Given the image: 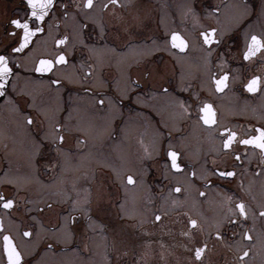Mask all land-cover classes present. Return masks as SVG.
Wrapping results in <instances>:
<instances>
[{
    "label": "flooded vegetation",
    "instance_id": "obj_1",
    "mask_svg": "<svg viewBox=\"0 0 264 264\" xmlns=\"http://www.w3.org/2000/svg\"><path fill=\"white\" fill-rule=\"evenodd\" d=\"M75 2L55 0V6L44 22L45 32L33 38L27 53L17 54L21 66H14L11 78L17 89L13 92L11 83L7 88L14 103L0 99V192L9 193L8 198L16 200L14 210L3 209L0 201V218L28 264H108L109 259L111 264H117L109 221L118 218L120 202L126 203L129 194L141 213V216L133 215L134 220L129 223L143 221V230L140 227L131 229L133 235L127 244L128 251L119 258V264H194L188 249L181 246L189 240L182 232L192 231L187 225L189 217L200 222L199 239L202 243L207 242L210 249L204 264H241L238 259L241 257L243 264H264V238H260L264 233V220L257 218L254 222L247 218L234 227L223 228L222 241L215 237L216 222H226L225 213L231 206L224 200L225 196L237 200L243 195L253 206L264 203V168L257 171L260 168L259 150L236 144L234 147L241 153L240 160H235L232 152L226 161L224 153L219 151L220 138L215 135L218 128L210 132L206 126L198 124L195 106L188 114H181L176 104L177 98L191 103L196 96L190 97V92L200 93V99L212 103L216 109L218 127L237 131L241 139L254 135L253 128L264 127V92L250 93L242 87L251 74H264V61L241 62L235 57L237 46L243 50L244 32L249 21L256 19L260 0H131L122 13V20L102 11L98 4L87 19L83 15L75 16ZM61 3L68 6L67 17ZM244 3H248L253 12L247 19L243 18L242 7H236ZM189 5L197 16L189 14L185 19L182 14ZM217 8L219 11L213 12ZM230 9L238 19L237 23H231L226 17ZM26 11V0H0V49H5L9 42L8 33L14 28L11 19L31 21V17H26ZM238 13L240 17L236 16ZM137 16L142 18V24L135 22ZM100 24L105 26L103 39ZM209 24L220 29L226 41L218 49L223 55L211 65L205 63L200 42L196 39V34L203 32ZM123 27L129 28L127 34L121 32ZM167 31H179L190 41L192 47L185 50L187 55H177L179 50L172 49L170 44L168 49L152 48L153 42L162 41ZM117 33H120V39L115 38ZM65 35L68 36L66 44L55 45L54 41ZM92 47L102 50L93 53L89 51ZM113 47L114 52L111 51ZM58 51H65L66 65L51 73L32 70L34 60L51 58ZM137 61H148L161 69L155 82L145 86L138 73ZM89 68L91 75H87ZM225 71L230 73L228 88L222 93L210 89L209 73L223 74ZM15 72L19 73L18 78ZM55 79L62 83L49 87L50 80ZM38 83L47 85L46 90L51 96L61 97L58 109L48 112L44 106L37 105L38 98L33 91H28V87L36 90ZM161 85L168 89L167 94L160 90ZM181 85L191 86L189 92L182 91ZM99 100H104V104H98ZM30 104L35 107H28ZM41 108L47 112V119L38 112ZM24 114L35 117L31 126L25 123ZM53 121L85 129L65 133L69 138L64 142V151L59 154L50 143L55 135L51 130ZM93 129L96 135H92ZM45 132L49 140L44 141L45 146L34 154L33 139L39 140ZM75 136L85 143L78 147L71 138ZM169 144L181 153L179 160L183 168L180 172L166 167L163 149ZM98 148L114 160V166L102 168L105 173L115 177L118 172L125 178L133 175L136 183L126 186V179L124 183L118 177L113 180L111 192L115 202L109 207L108 214L98 220L95 230L87 227L85 216L72 211L69 200L63 199L64 187L58 189L61 197L56 198L41 195L37 185L22 184V178L28 179L33 174L45 181L57 180L63 184L66 181L70 185L75 177L67 166L70 159L66 160L64 152L83 159L89 150ZM145 148L150 155L145 153ZM128 153L132 168L121 171L116 165L119 156L126 159ZM226 163L228 170L236 173L234 177L211 174L217 165L224 170ZM49 164H55V167H48ZM102 165L105 164H98L93 169L100 170ZM192 171L196 172V179L189 176ZM85 172L81 168L79 177ZM201 175L212 184L206 185L205 180L199 179ZM69 185L66 186L70 188ZM177 187L181 188L180 192L175 191ZM200 192L205 195L201 197ZM47 204L52 207H45ZM157 213L162 216L160 221L154 220ZM65 217L69 221L68 228H59ZM99 225H105L108 231ZM29 229L32 236L22 237V232ZM249 229L252 240L240 235ZM67 235L70 238H64ZM123 246L117 245L118 248ZM2 249L0 234V258L1 264H5ZM244 251L248 252L246 257H243ZM44 255L47 261L39 262ZM73 255L78 261L88 262L69 261ZM58 259L64 261L56 262Z\"/></svg>",
    "mask_w": 264,
    "mask_h": 264
},
{
    "label": "snow or ice",
    "instance_id": "obj_2",
    "mask_svg": "<svg viewBox=\"0 0 264 264\" xmlns=\"http://www.w3.org/2000/svg\"><path fill=\"white\" fill-rule=\"evenodd\" d=\"M131 3V0H107L105 3L104 0H76L73 8V13L75 16L83 15L85 19L88 18L89 13L93 8L99 5V8L102 11L110 12L111 16H119L122 20V13L127 5ZM26 6L28 11H26V17H31V21L27 18H13L10 20V24L14 28L8 33L9 42L6 45L5 49H0V99H5V103H14L11 100V97L8 96V85L11 83L12 91L16 92L17 85L15 81L11 78L14 75V66L20 67L18 60V55H23L29 51L34 42V37L37 34L45 32L44 22L46 17L50 14L55 6V0H26ZM60 7L64 10L65 17L68 16V6L67 4L61 3ZM236 7H242L243 18L253 15L251 6L248 3L241 5H236ZM119 9V13L117 12ZM219 9H214L213 12H218ZM191 14L193 17L197 16L195 9L189 5L186 11L182 14L186 19L188 15ZM256 19L251 20L248 23L247 29L244 32V44L243 50L237 46V51L235 57L241 62L249 61L255 62L259 59L264 61V0H260V7L256 10ZM211 15V13H209ZM137 24H142L143 20L140 16L134 18ZM33 23L35 26H32ZM84 25L83 27H86ZM51 27V25H49ZM258 28L259 31H253V29ZM83 30V29H82ZM99 30L101 33V39L104 38L105 26L103 24L99 25ZM121 32L127 34L129 32L128 27L121 28ZM116 39H120V33L116 34ZM196 39L200 42V48L204 53L203 59L207 65H211L213 60H219L223 55L218 51L226 41L224 40V34L222 31L212 25H208L203 32H198L196 34ZM68 40V36H63L60 39L54 41L55 45H65ZM169 44L172 49L179 50L177 55H187L185 50L191 49L192 45L188 39H186L179 31H167L165 32L164 38L162 41H154L152 48L156 50L168 49ZM102 50L101 47H92L89 49L90 52H98ZM115 47L111 51H115ZM171 50V49H169ZM216 52V56H213V53ZM6 53V54H5ZM226 63V61H224ZM139 63L138 73L140 79L144 81L145 86H148L150 83L155 82L160 76L161 69L156 66L154 63L144 61ZM67 64V56L65 51H58L53 54L51 58H37L33 61L32 70L35 73H51L59 66H64ZM258 71H260L258 69ZM87 75H91V68ZM15 76L18 78L19 73L15 72ZM234 79V77L232 78ZM230 73L225 71L223 74H212L209 73L208 84L210 89L216 92H224L229 84ZM61 80L55 79L50 80L49 87L61 84ZM132 83H139V81H132ZM250 93H261L264 92V74H251V78L247 80L246 83L242 85ZM182 91L189 92L191 86L184 87L181 85ZM160 90L167 94L168 89L160 86ZM19 94V93H17ZM195 95L196 99L191 100V103L176 99V104L181 111V114H188L189 109L195 106L197 123L206 126L207 129L211 132L212 129H217L218 131L215 135L220 138V147L219 151L224 153V158L227 161L229 154L234 152L235 160H240L241 153L234 145H244V146H253V149L259 150L260 157V168L257 169L259 172L261 168H264V127L253 128L255 132L254 135H249L246 138L241 139L240 134L237 131L231 130L228 127H218L219 120L216 109L213 104L206 102L205 100L200 99V93L190 92V97ZM100 105L104 104V100H99L97 102ZM111 104V101L109 102ZM28 107H35L34 104L28 105ZM19 111V108H16ZM38 112L47 119V112L44 109H38ZM35 120V117L30 114H24V121L27 125L31 126ZM52 132L55 134L52 136L50 143L55 146L57 153L64 151V142L69 136H66L65 133L71 134L73 131L83 132V129L80 126H71L69 124L61 123L59 121H53L51 126ZM75 139L76 145L79 147L84 144L85 141L79 136L71 137ZM49 140V135L47 132L39 139H33V153H38L39 149L44 147V141ZM166 157V167L170 170H175L180 172L183 168V163L179 160L181 153L175 150L171 144L168 145L166 149H163ZM145 153L150 155L148 149L145 148ZM65 158L70 159L71 154L64 152ZM215 163V161H214ZM48 167H55V164H49ZM103 167H112L110 165H102L101 169H91L88 172H85L78 177L76 181H73L71 188L65 186L64 189V199L69 200L72 206V211L79 212L81 215L86 217L87 227L95 230L98 225V220L103 219L109 212V207L115 202L111 192V186L114 179L117 177L122 183L125 182L126 186L136 183V179L133 175H128L126 178L119 176H110L105 173ZM113 171L116 172V169L113 167ZM212 175H218L220 177H234L236 173L233 170H228L227 163L225 164L224 170H221L219 165L215 167ZM189 176L193 179L197 178L195 171L189 173ZM199 179L205 180L206 185L212 184L211 180L206 179L205 176L201 175ZM243 187V185H241ZM176 192H180L181 188L177 187ZM199 195L203 197L204 192H200ZM9 193L0 192V201H2V207L5 210H14L16 200L15 198H8ZM224 200L227 204L231 206L228 207L227 213H225V220H220L216 222V231L215 237L217 240L222 241L224 239L225 233L222 231L225 227H234L241 223L242 220L246 221L247 218H252L253 221L257 218L264 220V203H261L257 206L250 204L246 198L242 195L237 200H233L230 196H225ZM60 202H64L60 200ZM175 203V201H174ZM222 206H224L222 204ZM47 208H51V204L45 205ZM116 219L110 220L111 223V236H112V251L113 254L117 257V264H119V258L125 255L128 251V242L132 238L131 229L140 227L143 230L142 225L143 221L140 223H129V220H134V216L127 211L123 201L120 202V211L117 213ZM162 219L161 214L157 213L154 215L155 221H160ZM68 218H63V222L59 224V228L67 229L68 228ZM188 227L192 229L191 232L184 231L182 235L188 237V243L182 244L181 246L188 249L191 259L194 261V264H204V257L210 251L207 242H201L199 239L200 232L197 231L201 228L200 222L197 219L189 217L187 221ZM102 230L108 231L105 225H99ZM251 229L247 231H242L240 233L242 238H247L252 240V236L249 234ZM0 234H2L3 241V253L5 257V264H28L27 259L25 258L22 251L14 242L12 235L6 229L3 219L0 218ZM236 233H233L235 236ZM32 236V231L25 230L22 232V237L30 238ZM264 238V233H261V237ZM125 245L118 248L117 245ZM189 244L192 245L189 248ZM50 247V246H49ZM248 255L247 251L243 252V257ZM241 259V264H243V258ZM108 264H111V260H108Z\"/></svg>",
    "mask_w": 264,
    "mask_h": 264
},
{
    "label": "rangeland",
    "instance_id": "obj_3",
    "mask_svg": "<svg viewBox=\"0 0 264 264\" xmlns=\"http://www.w3.org/2000/svg\"><path fill=\"white\" fill-rule=\"evenodd\" d=\"M232 6V5H231ZM232 8V7H230ZM239 16V13L238 15ZM226 17L230 20V22H238V19H236L233 15H232V11L230 9L229 11V15H226ZM38 89H34L32 86L28 87V91H33L35 96H37L38 98V102L37 105L38 106H44V108H46V111L50 112L53 111L54 109H58L59 106H61V99L59 100V98H61L59 95H52L50 94L49 90L47 89V85L46 87L41 84L38 83L37 85ZM78 111V110H77ZM98 132V131H97ZM99 134V133H98ZM92 135H96L95 133V129L92 130ZM101 150L100 148L98 149H93V150H89L86 153V156L82 159L80 157H71L70 158V162L67 164L68 168L70 167L71 169V173L74 175V179H72L69 184H66V181L63 183H61V181H57V180H51V181H45L43 179L37 178L35 177V175H31L28 179L27 178H22L24 179L22 184L24 185L25 183H29V184H34L37 185L39 192L44 195H46V197H56L59 196L58 195V189L62 186L65 189L66 185H69L71 188V184L73 181H76L77 178L79 177V170L81 168H84L87 172L91 169H93L96 165L98 164H106V165H112L114 166V160L109 159L108 155L106 152H101L99 151ZM117 167L119 168V170L124 171L126 169H131L132 168V161L130 160V155L128 153L127 158L124 159L121 156H119V160L117 162ZM66 184V185H65ZM63 199H64V192L62 193ZM57 198V197H56ZM129 203H131V206L129 207ZM125 204V208L127 209V211L129 213H131L132 215H139L141 216V213L139 211L136 210V201L131 199V196L129 194V199H126V203ZM64 238H70V236H66ZM69 240V239H67ZM47 261V256L44 255L42 257H40L39 262H46ZM64 260L62 259H58L56 260V262H63ZM71 262L77 261V262H88V260H84L81 259L78 261V259L75 257V255L71 256V259L69 260ZM0 264H1V258H0Z\"/></svg>",
    "mask_w": 264,
    "mask_h": 264
}]
</instances>
